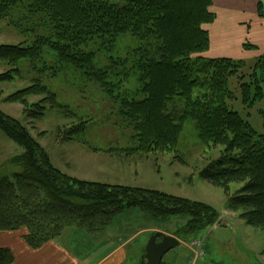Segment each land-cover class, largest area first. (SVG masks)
I'll list each match as a JSON object with an SVG mask.
<instances>
[{
	"label": "trees",
	"instance_id": "16d2710c",
	"mask_svg": "<svg viewBox=\"0 0 264 264\" xmlns=\"http://www.w3.org/2000/svg\"><path fill=\"white\" fill-rule=\"evenodd\" d=\"M212 4V0H0V20L20 14L25 18L40 15L48 22L46 34L36 37L31 46L0 45V61L11 66L0 74V84L23 78L20 63L38 60L47 50L55 63L70 64L109 88L110 68L97 67L96 52L89 47L96 41L115 43L131 35L137 41L131 53L133 68L140 74L142 87L137 98H123L121 115L136 133V152L175 151L184 123L193 120L205 147L223 148L221 158L202 170L201 177L225 192L228 209L247 226L264 230V55L253 63L200 56L211 46L203 26L216 19ZM47 71L41 66L33 84L5 102L22 104L29 119L44 116L45 102L66 114L67 107L43 82ZM232 87L238 90L248 116L258 112L260 131L232 109L236 96ZM30 96L42 99L29 105ZM0 130L24 149L10 161L22 171L0 175V233L27 229L26 241L33 249L62 238L68 229L98 236L129 209H140L154 219L190 217L172 234L185 242L221 220V213L204 203L65 174L31 131L2 110ZM82 130L61 131L62 140L74 141ZM232 184L241 187L232 193ZM13 261V253L0 248V264Z\"/></svg>",
	"mask_w": 264,
	"mask_h": 264
},
{
	"label": "rangeland",
	"instance_id": "374dc122",
	"mask_svg": "<svg viewBox=\"0 0 264 264\" xmlns=\"http://www.w3.org/2000/svg\"><path fill=\"white\" fill-rule=\"evenodd\" d=\"M24 18L15 14L12 19L0 20V45L31 46L36 37L46 34L44 26H47V18L40 15ZM136 47L137 41L131 35L121 36L115 43L96 41L90 45V50L97 55V67L110 68L111 74L107 79L109 88L70 64H61L58 60L55 63L56 59L54 61L47 50L38 60L22 61L20 69L23 78L17 76L11 83L0 84V110L24 124L47 150L54 166L71 177L88 182L161 191L217 209L222 217L231 222L199 234L207 246L209 264H264V230L247 226L239 214L228 209L225 192L201 177L202 170L212 161L221 158L223 148L210 150L205 147L198 137L193 120L184 123L175 151L149 154L136 152V133L124 123L121 115L123 98H137L136 92L142 87L140 74L134 70L131 57ZM124 60L127 61L121 63ZM41 66L49 70L43 75L44 84L57 95L58 102L66 106L68 112L65 114L63 110L52 109L45 102L44 116L41 119H29L22 104L5 102V99L32 85V80L37 77L36 71ZM10 68L0 61V74ZM107 90H111V93ZM234 90L236 96L231 102L232 109L239 111L260 131L262 120L258 112L251 111L249 113L252 115L248 116L238 90ZM41 99L42 96L27 98L29 105ZM82 127L83 130L74 141L62 140L61 131L65 133ZM22 153L24 149L0 130V175L13 176L20 173L22 169L10 161ZM240 187V184H232L231 192L235 193ZM225 219L223 222H227ZM126 220L133 223V230L139 226H153L174 234L186 225L190 217L154 219L140 209H129L118 216L108 233L112 236L117 234L120 227L128 225ZM73 230L84 233L74 228L68 229L63 236L73 233ZM152 235L145 232L131 243L127 248V264L141 263ZM126 236L129 237L128 234ZM114 240L119 242L118 238ZM184 251L185 245L182 243L169 252L163 261L171 263L173 257Z\"/></svg>",
	"mask_w": 264,
	"mask_h": 264
},
{
	"label": "crops",
	"instance_id": "0c3cea01",
	"mask_svg": "<svg viewBox=\"0 0 264 264\" xmlns=\"http://www.w3.org/2000/svg\"><path fill=\"white\" fill-rule=\"evenodd\" d=\"M212 2L210 10L216 19L212 24L203 26L210 35L211 46L200 56L248 63H253L263 56L264 0H212ZM246 44L255 46V49H247ZM225 220L227 222H222V225L230 224L231 220ZM125 222L128 225L120 227L114 236L108 233L111 227L98 236L73 230V233L50 241L39 249H33L27 243L26 237L29 234L27 229L1 232L0 248L9 249L13 253L12 264H127L129 257L127 248L139 235L145 232L168 233L153 226L143 228L139 226L133 230V223L128 220ZM118 234L119 236H116ZM115 238H118L119 242L116 243ZM190 254V245H185V251L173 257L171 263H168L186 264ZM144 263L145 255L140 264ZM201 264L209 262L207 260Z\"/></svg>",
	"mask_w": 264,
	"mask_h": 264
},
{
	"label": "water",
	"instance_id": "95a60500",
	"mask_svg": "<svg viewBox=\"0 0 264 264\" xmlns=\"http://www.w3.org/2000/svg\"><path fill=\"white\" fill-rule=\"evenodd\" d=\"M180 245V241L173 236L161 232L154 233L145 249L146 264H162L165 256Z\"/></svg>",
	"mask_w": 264,
	"mask_h": 264
},
{
	"label": "built area",
	"instance_id": "2783aa9c",
	"mask_svg": "<svg viewBox=\"0 0 264 264\" xmlns=\"http://www.w3.org/2000/svg\"><path fill=\"white\" fill-rule=\"evenodd\" d=\"M193 255L187 264H199L200 261L205 260L206 252L202 239H196L192 246Z\"/></svg>",
	"mask_w": 264,
	"mask_h": 264
}]
</instances>
